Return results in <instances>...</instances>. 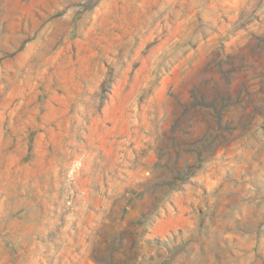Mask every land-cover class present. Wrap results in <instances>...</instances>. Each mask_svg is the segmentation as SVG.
<instances>
[{
    "label": "rangeland",
    "instance_id": "obj_1",
    "mask_svg": "<svg viewBox=\"0 0 264 264\" xmlns=\"http://www.w3.org/2000/svg\"><path fill=\"white\" fill-rule=\"evenodd\" d=\"M0 264H264V0H0Z\"/></svg>",
    "mask_w": 264,
    "mask_h": 264
}]
</instances>
